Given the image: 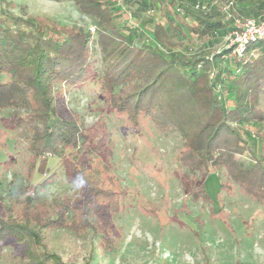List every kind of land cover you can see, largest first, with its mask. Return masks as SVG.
<instances>
[{
	"label": "rangeland",
	"instance_id": "374dc122",
	"mask_svg": "<svg viewBox=\"0 0 264 264\" xmlns=\"http://www.w3.org/2000/svg\"><path fill=\"white\" fill-rule=\"evenodd\" d=\"M8 1L15 15L39 16L54 26L90 32L91 59L81 80L55 86L58 107L77 115L83 138L78 146H63L58 156L49 157L47 174L39 172L40 160L29 148L28 130L11 121L19 111L0 108V224L22 222L27 215L42 220L63 212L67 218L63 229L50 228L42 234L48 251L68 264H264V202L244 192L224 169L209 174L190 169L182 161L184 142L175 131L156 128L144 114L133 122L112 106L111 94L121 87L109 90L104 81L97 19L70 0ZM176 1L195 5L227 2ZM233 1L243 16L264 11V0ZM167 2L162 1V10L156 0L118 3L116 21L128 28L139 26L140 33L144 32L140 41L150 43L153 24L147 20L150 7L146 6L155 5V21L165 12L172 16ZM259 3L258 13L254 9ZM190 40L177 52L213 57L227 47L223 42L210 49L211 45ZM221 66L224 64L216 65V72ZM15 76L14 70L2 74L5 82ZM261 106L264 109V99ZM244 130L252 138L264 131V123ZM75 164H86L96 191H106L92 195L87 188L92 183L84 186L70 181L66 170ZM185 181L192 183L191 193L186 191ZM109 199L120 200L117 213L111 210L113 216L108 214ZM75 204L86 209L77 214L64 212L63 206ZM87 218L96 222L94 231L87 227ZM104 222L109 224L105 228L100 226ZM20 236L24 235H1L0 264L28 263L25 252L35 245Z\"/></svg>",
	"mask_w": 264,
	"mask_h": 264
},
{
	"label": "trees",
	"instance_id": "16d2710c",
	"mask_svg": "<svg viewBox=\"0 0 264 264\" xmlns=\"http://www.w3.org/2000/svg\"><path fill=\"white\" fill-rule=\"evenodd\" d=\"M70 1L94 16L101 27L98 43L104 57V81L109 90L121 87L118 93L111 92L112 106L127 113L133 122L144 114L156 128L175 131L184 142L182 161L190 169L204 174L224 169L244 192L264 202V131L250 138L244 130L264 123V40L250 42L242 60L234 58L229 47L213 57L177 52L190 39L214 48L237 29L234 16L258 19L264 12L257 17L243 16L233 0L223 5L199 2L208 5L207 12L197 10L195 4L167 0L172 16L165 12L154 21L155 5H147L153 8L147 10V20L153 24L151 42L147 43L139 39L144 33L139 26L128 28L116 21L114 7L133 0ZM162 1L156 0L160 10L164 8ZM230 2L233 9H228ZM12 8L10 1L0 0V108L19 111L11 121L15 127L28 130L29 148L40 160L39 172L47 174L49 157L58 156L63 146H78L83 138L77 115L58 107L55 86L58 82L73 84L85 75L91 59V34L54 26L39 16L23 18ZM218 63L224 67L216 72ZM11 70L16 76L5 82L2 74ZM88 171L86 164H75L73 169L67 168L66 177L84 186L93 184ZM95 186L87 187L92 195L106 191H96ZM191 186L185 181L189 193ZM118 202L109 199V215L117 213ZM85 209L76 204L63 206L66 214ZM22 219L2 221L0 238L6 233L33 241L35 249L25 252L27 264H68L48 251L42 234L50 228L63 229L67 219L63 212L42 220L28 215ZM86 223L94 231L96 222L87 218ZM108 225L104 222L100 226Z\"/></svg>",
	"mask_w": 264,
	"mask_h": 264
},
{
	"label": "built area",
	"instance_id": "2783aa9c",
	"mask_svg": "<svg viewBox=\"0 0 264 264\" xmlns=\"http://www.w3.org/2000/svg\"><path fill=\"white\" fill-rule=\"evenodd\" d=\"M195 7L203 12L209 11L208 5L204 3H198ZM233 8L234 4L230 2L228 9ZM229 16L232 17L231 14ZM233 20L237 29L226 38L225 42L227 47L232 48L233 57L242 60L246 46L250 42L264 40V15L258 19L234 16Z\"/></svg>",
	"mask_w": 264,
	"mask_h": 264
},
{
	"label": "crops",
	"instance_id": "0c3cea01",
	"mask_svg": "<svg viewBox=\"0 0 264 264\" xmlns=\"http://www.w3.org/2000/svg\"><path fill=\"white\" fill-rule=\"evenodd\" d=\"M257 5H258V6H257ZM260 5H261V3H259V4H255V9H254L255 12H258V13H259V8L261 7ZM259 6H260V7H259ZM263 12H264V11H263ZM263 12H261V9H260V13L254 15V17L259 16V15L262 14Z\"/></svg>",
	"mask_w": 264,
	"mask_h": 264
}]
</instances>
